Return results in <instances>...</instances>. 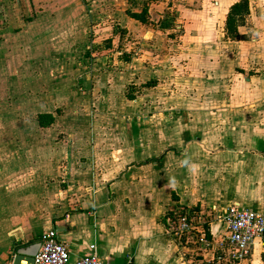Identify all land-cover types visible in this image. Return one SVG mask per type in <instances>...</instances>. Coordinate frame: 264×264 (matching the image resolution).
<instances>
[{
    "label": "crops",
    "instance_id": "obj_1",
    "mask_svg": "<svg viewBox=\"0 0 264 264\" xmlns=\"http://www.w3.org/2000/svg\"><path fill=\"white\" fill-rule=\"evenodd\" d=\"M121 11L134 27H120ZM171 42L192 49L197 74L220 81L206 95L236 89L255 102L188 105L172 92L169 106L162 76ZM42 61L49 66L40 75ZM42 78L48 83L37 87ZM87 93L104 107L98 120L73 114ZM122 94L135 98L105 109ZM142 96L160 103L155 114H142ZM261 97L264 0H0V264L51 229L69 264L90 255L111 264H211L212 252L185 247L163 219L192 208L219 242L230 207L264 213ZM40 115L54 121L42 127ZM53 128L73 136H40ZM235 264H264V248Z\"/></svg>",
    "mask_w": 264,
    "mask_h": 264
},
{
    "label": "built area",
    "instance_id": "obj_2",
    "mask_svg": "<svg viewBox=\"0 0 264 264\" xmlns=\"http://www.w3.org/2000/svg\"><path fill=\"white\" fill-rule=\"evenodd\" d=\"M167 233L186 245L199 246L202 251L212 252L211 264H235L247 260L256 245L264 248V213L242 209L238 205L230 207L223 222L227 234L222 241L208 238L203 215L192 208L178 207L164 216ZM40 248L35 256V264H69L68 247L61 241L55 229L41 235ZM27 264V262H26ZM76 264H111L96 255L81 258ZM127 264H132L130 261Z\"/></svg>",
    "mask_w": 264,
    "mask_h": 264
},
{
    "label": "rangeland",
    "instance_id": "obj_3",
    "mask_svg": "<svg viewBox=\"0 0 264 264\" xmlns=\"http://www.w3.org/2000/svg\"><path fill=\"white\" fill-rule=\"evenodd\" d=\"M122 15H119L118 17H114L118 20V22L120 23V27H134V26H129V21L127 20V17L124 15V13L121 11ZM168 25L170 26H174V21L172 23H169ZM175 25H176V22H175ZM139 27H142V26H139ZM180 37V33L179 32H174V36H178ZM176 37H174L173 39L175 40ZM180 40H184V37ZM174 44L177 45V43L175 42H171L169 43L170 46L172 47H168L167 49V55L168 57L170 58L171 60V63L169 64V71L167 70V73L166 75H164V77L162 76V79H163V87L165 89H168L169 90V106L170 104H174L172 102L176 101V95H173L172 96V92H175V94L179 95V99L181 98H184V99H181L183 100L186 104L188 105H194L195 103H198L199 102V99H202L203 98V102H207V103H211V102H216V103H224V102H228L229 100H233V102L235 103H239V102H244V103H253L255 102L256 99H254L252 96H244V101H243V97H241L238 92L236 91V89H233L234 93L232 92H229L228 93V96H221V97H216V100L214 99V97H211L209 95H206L205 92H206V88L209 87V86H217L219 85V82L218 80H211V81H208V74L205 73L202 75H199L197 74V72L195 71V68L193 67V64H190V60H191V57H192V49L191 48H179V49H176ZM81 49V47H79V50ZM86 50H83L82 51V54H84ZM115 52V51H114ZM178 53H181L180 55H178ZM80 54V53H79ZM107 56H109V58L113 57L114 53L113 52H110V53H106ZM47 63V62H46ZM49 64H45L44 61L41 62V64H39V67H41V70H38L40 75H43L42 71L45 70L44 68L45 67H48ZM149 77H147L146 75L142 77V82L143 84L145 82H147ZM36 81V84H37V87L39 86L38 83H46L48 80L46 79H41L40 81H37V80H34ZM33 82V81H32ZM158 82V81H157ZM237 82V81H235ZM31 83L30 80L26 81V85ZM48 83V82H47ZM139 86V85H138ZM140 87V86H139ZM32 88V87H31ZM32 93V92H30ZM92 93V92H91ZM137 94V93H135ZM142 94H138V97L141 96ZM120 97H110L109 100L107 101L106 100V104L104 106L105 109H111L112 107V103L115 102L116 98H121V99H124L125 97H127L128 99H130V97H132L131 99H134L135 98V95H129V94H122V95H119ZM97 97V95H96ZM93 94L92 95H89L87 93V95H79L76 100H77V104L80 103L79 107L76 108V110H74L73 114L77 115L76 116V119H80L82 118V116L84 115V113H86L87 111V118L89 120H92V121H95V120H98L99 118H101L103 116V114H101L100 116H97L98 115V109L102 108V110L104 109L103 106H101L100 104L99 105H96L95 103V99L93 100L92 98H96ZM144 97V98H143ZM140 98H143V105L146 109H143V112L142 114L144 115H147L149 113H152L150 115H153L155 114L158 110V107L156 106H159L160 103H157L156 101L154 102L151 98H146L145 99V96H142ZM157 98L159 97H156L154 96V100H156ZM261 102L264 101V97H261ZM99 100V99H97ZM149 100H152L153 102V108L152 110L154 112H150L148 109L149 107H147L148 103L151 102ZM9 101H13V98H10ZM180 102V101H179ZM146 104V106H145ZM98 111V112H97ZM32 117V115H31ZM75 118V117H74ZM76 119H73V117L70 115L67 114V117H65V121L66 122H69V121H75ZM94 119V120H93ZM77 128V127H75ZM54 130H41V134L40 136L41 137H48V138H54L53 136H56L58 135L60 138V140H65V138L71 134L69 133L65 135L64 134H61V133H57V130L55 128H53ZM78 129V128H77ZM76 129V131H74V135H76L78 133V130ZM62 132V131H60ZM72 135V134H71ZM73 136V135H72ZM54 141V140H53ZM185 247H189L190 248H197V246H193V245H186L184 244Z\"/></svg>",
    "mask_w": 264,
    "mask_h": 264
},
{
    "label": "water",
    "instance_id": "obj_4",
    "mask_svg": "<svg viewBox=\"0 0 264 264\" xmlns=\"http://www.w3.org/2000/svg\"><path fill=\"white\" fill-rule=\"evenodd\" d=\"M39 248V242L19 247L13 257L12 264H22L23 261L27 262V264H35V256Z\"/></svg>",
    "mask_w": 264,
    "mask_h": 264
},
{
    "label": "trees",
    "instance_id": "obj_5",
    "mask_svg": "<svg viewBox=\"0 0 264 264\" xmlns=\"http://www.w3.org/2000/svg\"><path fill=\"white\" fill-rule=\"evenodd\" d=\"M132 97H130L131 99ZM50 120L49 123H46L45 121ZM39 121L42 127H47L49 126L53 121H54V117L51 115H40L39 117Z\"/></svg>",
    "mask_w": 264,
    "mask_h": 264
}]
</instances>
